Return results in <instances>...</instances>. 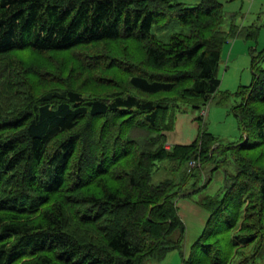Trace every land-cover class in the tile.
Returning a JSON list of instances; mask_svg holds the SVG:
<instances>
[{"label": "trees", "instance_id": "1", "mask_svg": "<svg viewBox=\"0 0 264 264\" xmlns=\"http://www.w3.org/2000/svg\"><path fill=\"white\" fill-rule=\"evenodd\" d=\"M232 1L0 0V264H264V49L239 141L167 145L176 112L219 92L224 46L259 41L264 13L242 25ZM199 193L185 258L178 200Z\"/></svg>", "mask_w": 264, "mask_h": 264}, {"label": "rangeland", "instance_id": "2", "mask_svg": "<svg viewBox=\"0 0 264 264\" xmlns=\"http://www.w3.org/2000/svg\"><path fill=\"white\" fill-rule=\"evenodd\" d=\"M226 10L229 8L226 6ZM250 16H253L251 14ZM248 17L241 20L244 25L252 24L256 21H251ZM262 33V32H261ZM249 46H248V45ZM251 48L256 49V53L264 49V33L260 35L258 43L246 42L244 39L237 38L229 42L223 48V60L219 67V78L221 85L219 92L213 97L209 104L201 110L193 107L185 106L176 112L174 120V128L167 132L168 147L182 144L189 145L194 143L202 132L213 134L217 138V144L228 145L229 143L237 142L242 137L241 122L235 115L234 107L241 102V98L236 96L242 87L250 86L253 82V66ZM259 67H264V61L259 64ZM225 92L232 94L230 98L223 97ZM201 119V120H199ZM200 164L199 161H192ZM189 164V170L193 169ZM167 162H159L156 171L153 175V182L159 184L162 181L171 178L168 171ZM210 169L205 172L206 178L214 175L213 181L210 184L207 192L215 194L223 186V179L219 173L210 174ZM204 193V192H203ZM202 194H196L192 197H180L178 207L180 215L187 226L186 241L184 244L185 258L191 254L192 246L198 240L201 234L204 223L208 219V212L203 209L198 201ZM183 258L179 251L171 252L163 262H148L147 264H182Z\"/></svg>", "mask_w": 264, "mask_h": 264}, {"label": "crops", "instance_id": "3", "mask_svg": "<svg viewBox=\"0 0 264 264\" xmlns=\"http://www.w3.org/2000/svg\"><path fill=\"white\" fill-rule=\"evenodd\" d=\"M226 6L229 8V10L227 9V11H229V12L242 10L244 12L243 20H245L248 17H251L252 18L251 21H254L253 19H255V17L257 19L259 14L264 13V0H236V1L228 2L226 4ZM226 6H225V8H226ZM251 14H253V16H250ZM243 22H240V23L242 25H244ZM263 33H264V29L262 30L261 34H263ZM231 41L232 40H230L229 42H231ZM205 224L206 223H204L203 230L197 239H199L200 236L202 235L204 228H205Z\"/></svg>", "mask_w": 264, "mask_h": 264}, {"label": "built area", "instance_id": "4", "mask_svg": "<svg viewBox=\"0 0 264 264\" xmlns=\"http://www.w3.org/2000/svg\"><path fill=\"white\" fill-rule=\"evenodd\" d=\"M194 165H195V162L191 163V165H190V166H191V167H193Z\"/></svg>", "mask_w": 264, "mask_h": 264}, {"label": "bare ground", "instance_id": "5", "mask_svg": "<svg viewBox=\"0 0 264 264\" xmlns=\"http://www.w3.org/2000/svg\"><path fill=\"white\" fill-rule=\"evenodd\" d=\"M81 54V53H80ZM81 56V55H80ZM86 57V56H85ZM81 58V57H80ZM85 59V58H84ZM87 59V58H86ZM93 59V58H92ZM106 60V59H105ZM104 61V60H103ZM106 62H108L107 60H106ZM170 148V147H169Z\"/></svg>", "mask_w": 264, "mask_h": 264}]
</instances>
